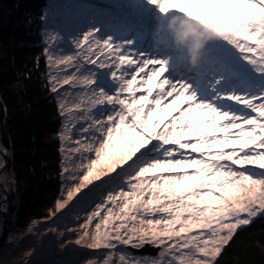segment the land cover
<instances>
[{
	"label": "snow or ice",
	"instance_id": "6c2138e0",
	"mask_svg": "<svg viewBox=\"0 0 264 264\" xmlns=\"http://www.w3.org/2000/svg\"><path fill=\"white\" fill-rule=\"evenodd\" d=\"M139 7L159 21L156 43L168 51L95 25L70 42L53 29L44 41L64 144L79 124L74 146L62 151L66 161L80 159L81 175L69 177L78 183L56 209L94 181L120 179L88 215L78 244L107 249L104 264H116L112 250L121 252L118 264H217L236 232L264 216V0ZM194 29L211 39L198 65L189 61L196 76L177 77L168 33L179 44ZM148 244L159 259L120 248Z\"/></svg>",
	"mask_w": 264,
	"mask_h": 264
},
{
	"label": "trees",
	"instance_id": "16d2710c",
	"mask_svg": "<svg viewBox=\"0 0 264 264\" xmlns=\"http://www.w3.org/2000/svg\"><path fill=\"white\" fill-rule=\"evenodd\" d=\"M46 1L0 0V46L4 50L0 55V137L10 152L16 185V203L10 209L15 221L8 220L22 230L57 210L63 184L61 116L45 79L47 67L39 47ZM205 39L202 33L193 37L191 45L186 43L188 49ZM172 50L177 63L183 51ZM189 66L185 62L179 71ZM217 264H264V216L236 232Z\"/></svg>",
	"mask_w": 264,
	"mask_h": 264
},
{
	"label": "rangeland",
	"instance_id": "374dc122",
	"mask_svg": "<svg viewBox=\"0 0 264 264\" xmlns=\"http://www.w3.org/2000/svg\"><path fill=\"white\" fill-rule=\"evenodd\" d=\"M139 4L140 0H47L42 14L46 19L41 20L42 44L39 46L40 51L43 53L44 41L47 34L53 29L59 31L61 36L70 42L91 25L101 27L105 32H115L122 37L129 34L131 38L137 40V47L139 48L153 52L168 51V45H157L156 43L159 21L154 18L149 19V14L139 7ZM133 27L138 31L133 33ZM200 33L199 30L194 29L189 32L187 38L180 40L179 44H177L175 33H168L167 38L171 42L172 49H182L186 46V50L182 52V58L175 64L173 75L177 77L196 76L195 71L189 70L191 65L184 72L179 71V65L182 66L185 62L190 61L187 49L192 44L193 37H200ZM212 43L209 42V45ZM153 45H156V49ZM148 46L150 48H147ZM3 53L4 50L0 46V55ZM45 79L48 83L47 68ZM61 92L63 93V90ZM52 96L59 104L61 97L54 93ZM65 122V117L61 116L62 125L58 133L59 139L60 134L64 131ZM78 128L79 124H77ZM77 129L73 130V141L78 136ZM73 141L64 144L60 139L63 184L58 201L66 199L68 190L78 183V179H70L69 177L81 175L80 170L76 167L80 164V159L73 157L71 161H66V153L62 151V146H74ZM12 164L10 152L5 149L0 137V264H104L107 249H92L87 247V242L90 241H82L78 244L77 240L80 239L83 232L81 226L85 224L95 205L103 199L108 189L120 183V179L100 187H95L94 185L98 181H94L93 185H88L74 196L64 209L50 211L47 217L32 222L27 229L22 230L16 228L8 220L15 221L13 219L14 213H11L10 210L16 203V197L13 196L16 185ZM65 167L69 168L70 171L64 172ZM94 224L95 221L89 228L90 232L94 228ZM120 248L125 254H130L141 261L159 259L160 250L155 249L156 247L154 248L151 244L140 249L122 245ZM143 249H147V251H140ZM112 251L114 252L113 259L118 264V257L121 252Z\"/></svg>",
	"mask_w": 264,
	"mask_h": 264
},
{
	"label": "clouds",
	"instance_id": "9594fccd",
	"mask_svg": "<svg viewBox=\"0 0 264 264\" xmlns=\"http://www.w3.org/2000/svg\"><path fill=\"white\" fill-rule=\"evenodd\" d=\"M188 35L184 36L183 39L187 38ZM183 39H181V40H183ZM206 39H211V37H206ZM205 40L200 42V43H198V44H196L193 47V49L190 52V54H189L190 55V60H191V63L193 64V66H197L198 65L199 58H200V52H201V49H203V47H204Z\"/></svg>",
	"mask_w": 264,
	"mask_h": 264
},
{
	"label": "water",
	"instance_id": "95a60500",
	"mask_svg": "<svg viewBox=\"0 0 264 264\" xmlns=\"http://www.w3.org/2000/svg\"><path fill=\"white\" fill-rule=\"evenodd\" d=\"M154 248H155V247H154ZM155 249H157V248H155ZM140 251H142V252H143V251H147V249H143V250H140Z\"/></svg>",
	"mask_w": 264,
	"mask_h": 264
},
{
	"label": "bare ground",
	"instance_id": "6f19581e",
	"mask_svg": "<svg viewBox=\"0 0 264 264\" xmlns=\"http://www.w3.org/2000/svg\"><path fill=\"white\" fill-rule=\"evenodd\" d=\"M128 37H131L129 34L127 35ZM147 48H150L149 46Z\"/></svg>",
	"mask_w": 264,
	"mask_h": 264
}]
</instances>
